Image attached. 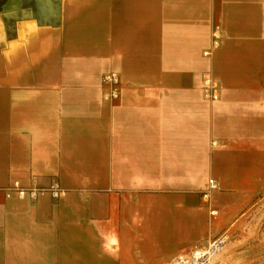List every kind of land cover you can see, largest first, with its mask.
Returning <instances> with one entry per match:
<instances>
[{"label": "crops", "instance_id": "1", "mask_svg": "<svg viewBox=\"0 0 264 264\" xmlns=\"http://www.w3.org/2000/svg\"><path fill=\"white\" fill-rule=\"evenodd\" d=\"M263 192L264 0H0V264H169Z\"/></svg>", "mask_w": 264, "mask_h": 264}, {"label": "rangeland", "instance_id": "2", "mask_svg": "<svg viewBox=\"0 0 264 264\" xmlns=\"http://www.w3.org/2000/svg\"><path fill=\"white\" fill-rule=\"evenodd\" d=\"M222 236L227 237L226 247L211 264H264V192L251 203L246 215Z\"/></svg>", "mask_w": 264, "mask_h": 264}, {"label": "built area", "instance_id": "3", "mask_svg": "<svg viewBox=\"0 0 264 264\" xmlns=\"http://www.w3.org/2000/svg\"><path fill=\"white\" fill-rule=\"evenodd\" d=\"M218 39V34H215ZM105 88V99L116 100L120 97L121 79L117 73H111L103 78ZM204 94L210 101H217L219 99L218 84L211 78L204 81ZM211 188L214 189V182H211ZM20 194L25 195L28 191L18 187ZM50 192L55 198H60L64 195L65 191L58 181L52 182L49 188H35L29 191L32 198H37L40 193ZM227 237L221 236L212 240L208 246L201 250H196L188 255L178 257L173 264H211L212 260L222 254L226 247ZM200 253L199 255H197Z\"/></svg>", "mask_w": 264, "mask_h": 264}, {"label": "bare ground", "instance_id": "4", "mask_svg": "<svg viewBox=\"0 0 264 264\" xmlns=\"http://www.w3.org/2000/svg\"><path fill=\"white\" fill-rule=\"evenodd\" d=\"M119 75V74H118ZM120 76V75H119ZM120 79H121V77H120ZM121 82H122V79H121ZM200 253H198L197 255H199Z\"/></svg>", "mask_w": 264, "mask_h": 264}]
</instances>
